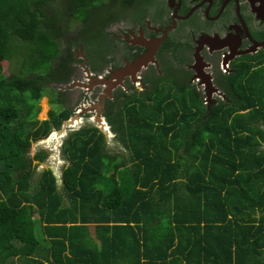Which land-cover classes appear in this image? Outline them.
<instances>
[{"label":"trees","instance_id":"obj_1","mask_svg":"<svg viewBox=\"0 0 264 264\" xmlns=\"http://www.w3.org/2000/svg\"><path fill=\"white\" fill-rule=\"evenodd\" d=\"M103 2L68 0L64 13L60 0H0V264H264V133L252 126L260 116L238 112L258 96L248 82L227 77L229 103L208 111L162 79L106 101L102 117L124 153L79 127L60 144L59 184L45 168L31 186L46 153L28 157L30 144L69 116L54 93L36 118L69 68L59 41L76 24L90 70L105 63Z\"/></svg>","mask_w":264,"mask_h":264},{"label":"flooded vegetation","instance_id":"obj_2","mask_svg":"<svg viewBox=\"0 0 264 264\" xmlns=\"http://www.w3.org/2000/svg\"><path fill=\"white\" fill-rule=\"evenodd\" d=\"M67 1L61 0L64 4ZM125 1L104 0L100 6L106 14L101 19L104 23L101 31L105 35L107 60L99 63L100 70H90L85 57L78 59L83 84L91 85L88 94L94 103L101 100V115L106 101L142 93L161 79L192 90L203 110L208 111L219 102L229 103L223 86L224 80L230 77L237 87L248 82L257 89V97L254 92L251 94L250 106L238 112L251 111L252 116H260L252 120V126L264 133V107H260L258 100L264 96V0ZM94 11L86 21L90 30L98 26ZM146 53H152L151 61L139 71L113 79L118 70ZM86 72L91 78H103L108 83L94 84L87 80ZM75 78L64 88L79 84L77 75ZM108 87L111 89L107 93ZM79 89L85 95L86 89ZM57 90L61 96L62 91ZM234 96V101L239 100L237 94ZM66 101L61 105L68 109ZM79 106L82 110L75 113L86 114L82 104ZM263 144L264 141L260 142L259 148L264 149Z\"/></svg>","mask_w":264,"mask_h":264},{"label":"rangeland","instance_id":"obj_3","mask_svg":"<svg viewBox=\"0 0 264 264\" xmlns=\"http://www.w3.org/2000/svg\"><path fill=\"white\" fill-rule=\"evenodd\" d=\"M61 3L62 4L59 6L60 7L59 11H62L65 13L66 8L64 7V3L63 2ZM65 23L66 22L64 20L60 22V27H62V29H64ZM68 27L69 29L66 30V33L63 34V37L59 41L60 58L61 60L69 64V68L67 71L68 75L63 74L64 75L63 79L61 80L59 78L60 82L48 84V87L50 88V90H52V92H46L43 95V97L39 100L38 102L39 112L36 118L40 121L45 119L47 107L49 108L50 106L48 104V100L54 96L53 93H56L58 91L57 89H60L62 91L61 102L67 100L66 103L68 104H65V105L68 107L69 110L71 109L70 117L73 118V122H72L73 124L69 128H65L61 132V134L58 133L56 130H52L49 132V134L44 139L30 144L29 149H28V157H32V155L38 150H43L46 153L45 159L42 162L38 163L34 168V174L31 179V186L34 185V181L38 173L45 168H49L52 171L53 175L56 178V184L57 185L59 184L58 176H59L60 170L62 167L67 165V162L60 157L59 149H60V144L62 140L66 137V135L70 131L76 130L79 127H82L85 125H93L95 115L97 114L96 116H100V110L97 109L98 104L94 103L95 102L94 99H92L91 95L88 94L89 91L91 90L90 87L87 84H83L84 82L83 75H81V68L79 67L80 65H78V63H80V60H78L79 56L84 57L82 49L78 48L75 43L76 42L75 38L77 37V34H78L77 30L79 29V26L76 24H70ZM70 55L72 56L73 60L70 59ZM99 65L100 64L98 63V65L95 66L97 71L100 70ZM10 70H11V66L9 67V63H5V62L1 63V72L3 76H7ZM76 75L78 77L77 80L80 83L75 84V85L72 84L71 86L74 88H70V89L64 88L68 83H70L69 82L70 80L72 79L76 80L75 78ZM87 80L89 79L87 78ZM57 83H60V84H57ZM75 86H78V87H75ZM81 87H84L86 89L85 91L86 96L83 95L84 92L79 89ZM81 104H82V107H84L83 111L87 112L86 114L85 113L84 114L75 113L79 109L82 110V108H79L80 107L79 105ZM87 104H89L88 107H87ZM75 118L76 120H74ZM106 147L109 151H114L117 153L119 152L121 154L124 153L121 147L113 140L111 133L109 134L106 140ZM262 147H264V144ZM32 163H35V162H32ZM89 233L92 235V227H89ZM14 263H16V261H14Z\"/></svg>","mask_w":264,"mask_h":264},{"label":"water","instance_id":"obj_4","mask_svg":"<svg viewBox=\"0 0 264 264\" xmlns=\"http://www.w3.org/2000/svg\"><path fill=\"white\" fill-rule=\"evenodd\" d=\"M151 55L152 53H146L143 56H140L138 58H136L131 64H127L123 69L118 70L115 74H113V79L117 80V79H121L123 77V74L127 73V72H137L141 69V67H144L147 62L151 61ZM86 71V69H84ZM87 73V72H86ZM88 75V79L94 81V84H98L99 82H103L104 85H106V82L103 78H90L89 74ZM120 82V81H119ZM91 86V85H88ZM111 87H108L107 93L110 91ZM97 109L100 110V116H96L94 117V123L92 126L96 127L103 135L105 141L107 140L108 136H109V129L108 126L106 125L104 118L102 117L101 113V100H99ZM76 120V118L74 119ZM73 118L68 117L66 120L61 122V125L59 127L60 130H56L58 133L61 134V132L65 129V128H69L73 123ZM52 131V130H51Z\"/></svg>","mask_w":264,"mask_h":264}]
</instances>
